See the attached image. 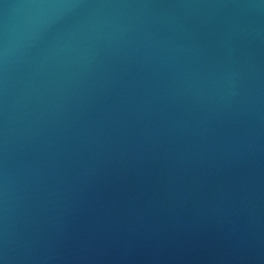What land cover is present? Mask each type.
<instances>
[{
	"label": "water",
	"instance_id": "1",
	"mask_svg": "<svg viewBox=\"0 0 264 264\" xmlns=\"http://www.w3.org/2000/svg\"><path fill=\"white\" fill-rule=\"evenodd\" d=\"M0 264H264V0H0Z\"/></svg>",
	"mask_w": 264,
	"mask_h": 264
}]
</instances>
